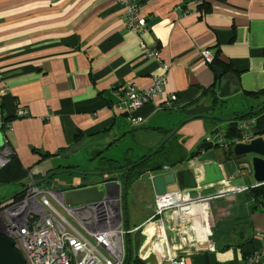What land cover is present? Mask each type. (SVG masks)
Wrapping results in <instances>:
<instances>
[{
  "label": "crops",
  "instance_id": "obj_1",
  "mask_svg": "<svg viewBox=\"0 0 264 264\" xmlns=\"http://www.w3.org/2000/svg\"><path fill=\"white\" fill-rule=\"evenodd\" d=\"M140 2L147 27L145 31L135 32L125 26L118 0H0L3 76L0 87L4 88L3 108L11 118L9 127L0 130V135L3 144L8 141L9 149L22 167L37 177L36 181L38 168L45 162H58L50 169L66 172L63 166H74L68 173H80L76 172L79 164L69 160L71 154L86 146L97 155L139 127L156 137L153 142L140 144L145 148L143 155L165 135L167 140L173 135L182 153L177 154L170 148L163 155L168 151L169 156L176 154L175 158L187 157L203 142L209 130L226 134L230 118L249 112L264 101V95H248L264 89V0ZM142 44L156 47L158 58H146ZM204 49L216 55L225 66V73L236 83L231 88L237 85V92L218 97L220 79L215 69L201 58L200 52ZM161 63L168 66L164 68ZM162 75L167 80L163 93L131 112V116L144 120L142 125H132L129 115L116 107L123 88L133 85L144 89L153 77ZM172 93L177 100L165 107ZM237 96L246 106L244 110L213 114L217 105ZM19 108L27 109V116L17 117ZM172 131L175 132L169 136ZM81 141L80 147L70 150ZM210 149L185 161L192 165L196 176L197 166L216 161L223 167L225 180L200 186L189 193L208 195L222 191L224 194L211 199L203 208L196 207L200 226L197 247L188 236H175L167 231L170 254L182 257L185 264H245L247 257L264 245L261 236L264 199L257 200L246 191H230L232 187L254 183L252 174L241 167L236 173H232L233 169L228 171L219 156L208 155L198 160ZM63 157L65 163L60 164L58 160ZM163 170L169 172L168 168ZM201 174L197 177L201 178ZM141 177L149 182L151 199L145 215L135 226L153 215L156 195L147 174ZM27 181L28 177L23 180ZM64 186L65 189L76 187ZM121 201V213L124 209L126 217L122 186ZM162 232L160 225L153 224L145 227L146 236L141 232L130 235L135 245L136 234L141 237L135 255L143 247L161 256L163 242L149 239L162 237ZM206 235L209 247L205 246ZM151 257L155 264H171L166 259L158 263L154 254L149 253ZM259 264H264V255Z\"/></svg>",
  "mask_w": 264,
  "mask_h": 264
},
{
  "label": "built area",
  "instance_id": "obj_2",
  "mask_svg": "<svg viewBox=\"0 0 264 264\" xmlns=\"http://www.w3.org/2000/svg\"><path fill=\"white\" fill-rule=\"evenodd\" d=\"M123 8L125 26L135 32L145 31L147 21L141 13L140 0H118ZM200 2L201 0H196ZM146 58H158V49L142 44ZM206 63H211L213 55L208 49L200 52ZM166 68V63H161ZM3 79L0 71V81ZM166 76H156L144 89H137L127 85L122 90L121 100L116 104L118 110L129 115V121L134 126L142 125L141 117L131 116V112L161 95L166 85ZM4 88L0 87V130L9 127L11 119L3 108ZM177 100L174 93L168 95L165 107ZM27 109L19 108L17 117L27 116ZM257 117L241 118L237 121L238 135L229 138L220 130L207 133L203 142L220 147L223 151L233 149L235 144L249 143L253 138ZM11 150L6 145L0 147V168L8 163ZM165 165L163 169H167ZM148 179L155 175L147 172ZM88 184V183H87ZM103 190L102 197L97 201L84 202L74 206H67L62 202L61 195L54 192L45 183H39L29 174L23 195L19 199L9 198L0 203V235L10 238L13 247L22 255L25 264H123L126 247L125 237L136 232L144 234V228L151 224L162 227L160 240L164 244V252L159 256L153 249L143 250L138 257L149 264V253H153L158 263L165 259L171 264H185L182 257L170 254L167 231L174 235L188 236V240L195 247L199 238V219L194 207L203 208L208 202L224 193L202 195L198 192L191 195L189 190L155 195L153 215L142 224L133 228L123 227L120 207L121 181L111 177L106 181L89 183ZM116 185L112 195L107 194V185ZM262 183L254 182L246 186L232 187V192H242L249 187ZM51 196L66 211L67 216L61 214L48 199ZM145 235V234H144ZM264 239V233L261 234ZM180 237V236H179ZM183 237V236H182ZM147 238V237H146ZM202 245V244H200ZM205 246L209 245L206 235ZM192 247V246H191ZM182 250V247H179ZM264 255V245L260 250L253 251L245 264H259Z\"/></svg>",
  "mask_w": 264,
  "mask_h": 264
},
{
  "label": "rangeland",
  "instance_id": "obj_3",
  "mask_svg": "<svg viewBox=\"0 0 264 264\" xmlns=\"http://www.w3.org/2000/svg\"><path fill=\"white\" fill-rule=\"evenodd\" d=\"M242 104L243 103L242 101H240V97L237 96L234 99L230 98L225 103L217 105L215 109L213 110V114H218V113L232 114L233 111H237L240 109L244 110L246 106ZM126 135L128 136L118 139L116 141V144L112 145L111 148H109L108 150H103L101 153L97 155H95V153H91V151H89L88 148H86V146L82 147L75 153L71 154V157L69 160L73 163L79 164L78 165L79 168L77 169L76 172H80L81 174L75 173V172H72V173L62 172L61 169L57 170L56 168L50 169L51 168L50 166H53L54 164L58 165V162L56 163L51 162V164H48L45 162L44 164H41L38 168L39 174L37 176L39 179L37 181H41L42 178L44 179L48 178L47 179L48 187L50 189H58L64 185L77 186V185L82 184L83 182H85V184L94 183L99 180L107 179L111 177H116L120 179L119 177L120 172H117V168L119 164L120 163L123 164L125 162V159L127 158L136 159L140 157L145 152L143 151L145 148H141L140 146L144 145L145 143L147 144L148 142H153L156 140V137L153 136L154 135L153 133L144 132L142 127L136 128L132 134L131 132H127ZM166 136L168 135H165L161 139V141H159L158 144L153 148V150L156 147H158L164 139L167 138ZM263 138H264V134H263ZM175 143L176 141L174 140V138H169L166 141L165 150L171 148L177 154H181L182 150L179 147H177ZM2 144H3V141L0 135V147L2 146ZM162 152L163 151L155 154L156 159L166 162L169 166L168 167L169 171H173L175 169H180V168H186V167L191 168L192 167L189 161H184L180 164H176L175 166H171L169 163H171L172 160L175 159L176 154L173 153L168 158L162 159V156H163ZM208 155L219 156V159L222 160L223 164L225 165V168L228 171L230 169H233L232 173H236V171H238V169L242 165L251 163L250 154L245 155L243 157H237V158L232 157L230 160L225 161L223 150L220 147H212L205 156L199 157L198 160H201L202 158ZM63 159L64 157L58 160L60 164L65 163V160L63 161ZM50 160L51 159H49L48 161ZM164 172L165 171L162 169L159 171V174L164 173ZM46 173H48L47 177L45 176ZM82 173H87V174H82ZM237 180L238 178L235 179V181ZM45 182L46 181H42L41 183L43 184ZM148 185H149V182L146 179V177H140L127 189L126 194H125L127 219L125 217L126 212H124L125 210L123 209L122 210L123 227L128 226V228H133L135 225H137L140 222L139 219L145 215V212L147 211L146 205L148 204V201L150 202V199H151L150 196L148 195L150 193V192L148 193ZM63 188H65V186ZM21 189H22V186L19 182L0 183V202L6 199H9L11 196H13L16 192H19ZM48 199L53 205V207H55L61 214L67 216L66 211L59 205L57 201H55L51 196H48ZM120 207H122L121 200H120ZM194 212H196V207L193 208L192 213ZM197 212L199 211L197 210ZM136 236H138V234H136ZM131 239L133 242L131 251H132V254L135 255L138 249L137 247H134L135 242L133 238ZM149 263L155 264L153 261V257L149 259Z\"/></svg>",
  "mask_w": 264,
  "mask_h": 264
},
{
  "label": "water",
  "instance_id": "obj_4",
  "mask_svg": "<svg viewBox=\"0 0 264 264\" xmlns=\"http://www.w3.org/2000/svg\"><path fill=\"white\" fill-rule=\"evenodd\" d=\"M217 76L219 77V87L217 95L219 98L227 97L238 91L236 85L235 88H231V84L235 83L233 77L230 74H226L225 70L221 67H214ZM264 107V103L259 106L258 109ZM216 120H226V118L209 116ZM175 131H172L171 136ZM164 139L153 152L158 150L165 141ZM83 141L74 144L70 150H75L82 145ZM4 145V144H3ZM2 145V146H3ZM233 154L236 157H243L245 155H251V163L244 164L241 168L248 169L252 174V178L257 183H264V138L257 136L253 138L249 143L235 144ZM201 178H198L194 172V168H180L167 173L155 174L152 177V185L156 195H165L167 193L183 191V190H195L196 188L212 183L222 182L225 180V172L220 163L216 161H205L201 163ZM107 173V172H106ZM87 174V173H82ZM96 174V173H95ZM48 178L43 179L45 185H48ZM102 179L97 182L106 181ZM42 181H39V183ZM24 188L22 189V191ZM116 190V185H107V194L112 195ZM54 192H58L61 195L62 202L67 206H74L84 202H91L99 200L103 195V190L99 189L96 185L82 184L76 187L58 188L53 189ZM0 264H25V261L19 251L14 249L13 242L10 238L0 235Z\"/></svg>",
  "mask_w": 264,
  "mask_h": 264
},
{
  "label": "trees",
  "instance_id": "obj_5",
  "mask_svg": "<svg viewBox=\"0 0 264 264\" xmlns=\"http://www.w3.org/2000/svg\"><path fill=\"white\" fill-rule=\"evenodd\" d=\"M209 65L214 68V67H221L225 68L224 65H222L221 62L218 61L216 55H213L212 62L209 63ZM248 95L252 96H258V95H264V89L260 90L256 93H248ZM264 103L262 101L260 105H257L256 108H251L249 112H245L242 114H237L235 117L230 118L228 121V127H227V133L226 136L229 138H232L234 136L238 135V129H237V120L241 118H246V117H252L256 116L257 117V123L254 129V135L256 136H261L264 134V107L261 109H258L259 106H261ZM11 119V118H8ZM77 135V141L80 140V138ZM173 135L170 137L172 138ZM6 145L8 146V141H6ZM212 147H217V146H212L209 143L202 142L200 143L197 148L190 152L187 157L182 156L178 157L172 160L171 163H169L171 166H175L177 163H181L187 159H191L194 157H197L199 154H201L203 151H206ZM166 144L164 143L162 146L158 148L155 152H153L151 149L148 153L142 155L141 157L137 158L136 160L133 159H127L123 165H119L117 168V172H120L119 177L121 181V186H123V196L126 194L127 189L133 184V182L140 178L143 174L147 172H156L159 169H162L164 165H168L166 162H163L159 159H156L155 154L165 151ZM11 150V149H10ZM224 154V160H230L232 157L237 158L234 154L232 149L230 148L228 151H223ZM43 156H47V154H44ZM169 154L168 151L164 153L162 156L163 158H168ZM59 168V167H58ZM62 168L66 169V172H70L72 168H75L74 166H63ZM29 175V170L25 169L22 167L21 163L17 159L16 155L14 152L11 150V154L9 157V161L7 164H5L3 167L0 168V183H11V182H20L22 189L25 187L26 183L23 182V180L28 177ZM35 178V176H33ZM22 189L19 192H16L11 198L14 199H19L23 195ZM246 192H249L253 198L257 200H263L264 199V183L255 186V187H249ZM1 203V202H0ZM136 233H139L136 232ZM132 239L130 235L126 236V241H125V247L126 248V255L123 264H146L143 260H141L137 255H133L131 251ZM141 244V237L137 236L136 240V247H139Z\"/></svg>",
  "mask_w": 264,
  "mask_h": 264
},
{
  "label": "bare ground",
  "instance_id": "obj_6",
  "mask_svg": "<svg viewBox=\"0 0 264 264\" xmlns=\"http://www.w3.org/2000/svg\"><path fill=\"white\" fill-rule=\"evenodd\" d=\"M197 168V170H198V172H197V176H200V172H201V168H200V166H197L196 167ZM234 184V183H233ZM235 186V185H234ZM191 213L192 212H186L185 214L186 215H191ZM153 224H151V225H149V226H152ZM147 227V226H146ZM162 228V227H161ZM145 229V228H144ZM144 232V231H143ZM146 236V235H145ZM168 237V236H167ZM154 239H160V238H158V237H152V238H150L149 240H154ZM171 242V241H170Z\"/></svg>",
  "mask_w": 264,
  "mask_h": 264
},
{
  "label": "flooded vegetation",
  "instance_id": "obj_7",
  "mask_svg": "<svg viewBox=\"0 0 264 264\" xmlns=\"http://www.w3.org/2000/svg\"><path fill=\"white\" fill-rule=\"evenodd\" d=\"M85 179V178H84ZM82 184H85V182H83ZM82 184H80V185H82Z\"/></svg>",
  "mask_w": 264,
  "mask_h": 264
}]
</instances>
